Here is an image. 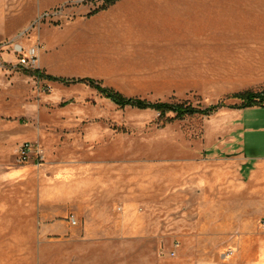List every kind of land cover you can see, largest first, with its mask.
<instances>
[{
    "label": "rangeland",
    "instance_id": "obj_1",
    "mask_svg": "<svg viewBox=\"0 0 264 264\" xmlns=\"http://www.w3.org/2000/svg\"><path fill=\"white\" fill-rule=\"evenodd\" d=\"M101 3H64L42 13L35 23L24 24L31 13L29 2L0 0V22H4L0 24V108L8 134L16 129L18 139L12 143L13 136L8 135L6 168L25 166L16 152L30 143L47 161L82 157L115 162L125 172L151 173L155 181L172 180L176 170L187 173L196 166L214 170L216 181L242 178L247 192L240 196L239 206L238 201L231 202L238 207H232L235 211L229 218L183 219L182 226L169 228L160 243L151 244L155 248L135 250V258L143 264H264V109L229 108L241 105L235 94L264 91V66L228 59L220 61L224 65H216L214 73L192 74L160 59L118 57L126 52L117 50H82L76 62L49 59L52 69L68 70L51 75L90 79L126 98L151 104L185 103L199 109L224 105L209 116L170 123L165 118L171 115L160 118L149 108H120L88 84L63 85L31 75L35 70L50 74L41 64L42 57L66 48L64 43L52 47L49 40L56 33L49 30H62ZM33 46L41 47V55L38 67L28 69L20 65L15 48L21 47L25 55ZM26 188V195L34 191L31 183ZM26 188L7 186L1 208H24L22 202L33 208L22 191ZM174 243L178 248L171 257ZM13 255V250L0 248V259Z\"/></svg>",
    "mask_w": 264,
    "mask_h": 264
},
{
    "label": "crops",
    "instance_id": "obj_2",
    "mask_svg": "<svg viewBox=\"0 0 264 264\" xmlns=\"http://www.w3.org/2000/svg\"><path fill=\"white\" fill-rule=\"evenodd\" d=\"M27 1L31 13L24 24L79 0ZM49 31L56 33L49 40L53 48L66 45L64 52L46 51L49 56L41 59L53 77L64 70L52 69L50 58L76 62L82 50L124 51L116 56L160 59L192 74L214 73L228 59L264 66V0H119ZM62 31L67 33L57 35ZM4 116L0 108V248L14 255L0 264H143L135 250L155 248L151 244L182 226L183 219L229 218L247 192L242 178L216 181L214 170L202 166L176 170L172 180L163 181L82 157H54L39 166L32 158L25 166L6 168L8 135L12 143L18 139L16 129L8 134ZM29 183L34 191L26 195ZM7 186L26 188L33 208L24 202V208H1Z\"/></svg>",
    "mask_w": 264,
    "mask_h": 264
},
{
    "label": "trees",
    "instance_id": "obj_3",
    "mask_svg": "<svg viewBox=\"0 0 264 264\" xmlns=\"http://www.w3.org/2000/svg\"><path fill=\"white\" fill-rule=\"evenodd\" d=\"M118 1L119 0H101L102 2L101 5L97 7L94 11L89 13L88 17L100 11L107 10L108 8L116 4ZM30 74L38 77L39 79H44V80H48L51 82H58L64 85L76 84V83L88 84L91 87L97 89L105 98L111 100L114 104H116L120 108H124V107H133V108H138V109H148L149 108V109L156 111L159 114L160 118H165L167 115H171L170 117L165 118L166 122H169V123L175 120H183L186 117H193L197 115L209 116L211 113L216 111L218 108L224 107V105L221 103L215 106H211L206 109L195 108L185 103L151 104L146 101H142L140 99L126 98L118 92H114L112 90L98 86L94 81L90 79L67 80V79L45 75L38 70L31 71ZM233 98L241 101V105L240 106H229V108L249 109L253 107H260L261 109H264V91H260V92L246 91L243 93H238V94L233 95Z\"/></svg>",
    "mask_w": 264,
    "mask_h": 264
},
{
    "label": "built area",
    "instance_id": "obj_4",
    "mask_svg": "<svg viewBox=\"0 0 264 264\" xmlns=\"http://www.w3.org/2000/svg\"><path fill=\"white\" fill-rule=\"evenodd\" d=\"M44 16H47L44 14ZM15 53L19 54V63L20 65L28 68V69H35L38 67L40 54H41V47L40 46H33L26 50V54H23V49L21 47L15 48ZM18 162L19 163H27L32 158H34L37 166L44 162L45 157L44 153L40 151L35 145L30 143H24L21 145L17 152H16ZM71 223L75 225V221L71 219ZM177 244L174 245V249L170 252L171 257H175V250L177 249Z\"/></svg>",
    "mask_w": 264,
    "mask_h": 264
}]
</instances>
